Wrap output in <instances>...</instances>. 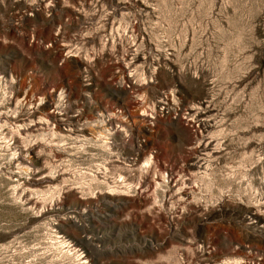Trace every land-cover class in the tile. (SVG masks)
<instances>
[{
  "label": "rangeland",
  "instance_id": "1",
  "mask_svg": "<svg viewBox=\"0 0 264 264\" xmlns=\"http://www.w3.org/2000/svg\"><path fill=\"white\" fill-rule=\"evenodd\" d=\"M0 264H264V0H0Z\"/></svg>",
  "mask_w": 264,
  "mask_h": 264
}]
</instances>
